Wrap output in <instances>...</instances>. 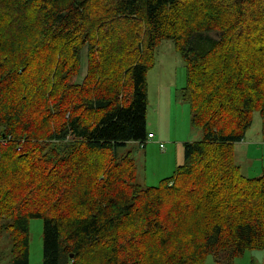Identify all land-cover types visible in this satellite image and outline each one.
<instances>
[{
  "label": "trees",
  "instance_id": "trees-1",
  "mask_svg": "<svg viewBox=\"0 0 264 264\" xmlns=\"http://www.w3.org/2000/svg\"><path fill=\"white\" fill-rule=\"evenodd\" d=\"M106 1L95 16L93 0H0V236L12 264H30L33 219L43 264H236L264 250V168L248 178L235 157L255 113L264 140V0ZM163 41L183 57L177 96L202 136L144 188L134 149H120L153 142L148 74Z\"/></svg>",
  "mask_w": 264,
  "mask_h": 264
},
{
  "label": "rangeland",
  "instance_id": "rangeland-1",
  "mask_svg": "<svg viewBox=\"0 0 264 264\" xmlns=\"http://www.w3.org/2000/svg\"><path fill=\"white\" fill-rule=\"evenodd\" d=\"M93 13L95 16L98 14H103L105 12V6L108 4L106 0H93ZM186 6V5H185ZM28 36L24 38L26 43L30 46V42L35 41L36 37L30 36V33H26ZM34 43V42H33ZM34 45V44H33ZM141 47V45H140ZM86 48L83 50V56L81 61V70L78 75L74 77L76 84L81 83L85 78L87 73V58H86ZM229 54V52H227ZM231 55V54H230ZM32 58V57H31ZM154 68L148 74V110L149 115H147V131L156 134L154 131L161 126V133L163 135L162 142L165 144V151L163 152L157 142H150L147 145L146 151H141L137 148L136 144H131L127 148L120 149V152L127 154L131 149H134L135 161L138 164V180L137 184L141 187H158L161 183L159 179V171L165 168L172 175L176 170L177 166H182L185 161L184 144L186 142L199 141L201 139L202 132L193 127L191 122V113L188 105L185 104H173V107L169 110L167 114L163 113L162 119L160 118V112H157L154 104L155 96V85H159L160 81L163 80L166 87H171L173 92L178 93L186 85V67L181 54L176 50L172 42L163 41L160 46L155 50L154 56ZM11 66H18L21 69H25L27 72L28 67L23 61L17 59V57H12L9 59ZM35 61V62H34ZM33 62H38L41 68H46L45 56L41 52L37 59ZM64 64V61H62ZM51 69L48 70V72ZM151 89L150 101H149V91ZM262 117L259 113L254 114L253 124L246 134V139L249 146L243 145L238 146V150L241 152V162L237 159L240 164L241 174L248 178H255L260 174L264 168V149L261 147L255 149L259 143L264 144L262 136ZM173 140L174 145L178 146V157L175 156V146L169 144L167 140ZM248 147V148H247ZM249 147L252 149L249 151ZM137 150V151H135ZM138 153V157L136 158ZM242 164V165H241ZM144 174V179L141 181V176ZM68 208H65V213L67 214ZM67 216V215H66ZM43 220L33 219L30 221L29 234H30V264H43ZM11 244L9 237L6 234L0 236V264H12L11 262ZM245 260H239V264H247ZM161 260H156L153 264H162ZM205 264H215L212 257H208Z\"/></svg>",
  "mask_w": 264,
  "mask_h": 264
},
{
  "label": "crops",
  "instance_id": "crops-1",
  "mask_svg": "<svg viewBox=\"0 0 264 264\" xmlns=\"http://www.w3.org/2000/svg\"><path fill=\"white\" fill-rule=\"evenodd\" d=\"M156 91H155V96H154V104L153 106L156 107L157 112H160V118L162 119L163 113L167 114L169 112V110L173 107V104H177L180 105L182 104L179 100H178V96H177V92H173L171 87H166V85L164 84V81L161 80L159 85H155ZM150 94H151V89L149 91V101H150ZM179 94V93H178ZM147 115H149V112H147ZM148 121V118H147ZM150 131H154L156 134L152 133V132H148V134H152L154 135V138L151 139L150 141L153 140V142H157L158 145L159 143H164L162 142V139L164 138L162 133H161V126H159V128L155 129V130H150ZM165 139V138H164ZM169 141V144H173L174 142L173 140H167ZM264 142V140H263ZM247 139L245 138L244 142L237 144L236 145V163L240 166L239 163L241 162V157L239 151L241 152V150H238V146H245L247 145ZM260 145H258L255 149H259L260 147L262 149H264V144L259 143ZM148 145V144H147ZM137 146V144H136ZM175 146V145H174ZM249 146V145H247ZM147 146L145 147L146 151ZM248 148V147H247ZM254 150L252 149V147H249V151ZM143 151V152H144ZM175 156L178 157V146H175ZM263 157H264V153H263ZM237 159L239 160V163L237 162ZM242 165V164H241ZM240 169H242L240 167ZM263 172V170L261 172H259L260 174ZM159 179L162 180L164 178L169 177L171 174L170 172L165 168L161 169V171H159ZM258 174V176L260 175ZM142 179H144V174L141 176V181ZM246 256H248V259L246 261L247 264H264V250H251V251H247L241 258H238L236 260V264H239V260H242V262L245 260Z\"/></svg>",
  "mask_w": 264,
  "mask_h": 264
},
{
  "label": "built area",
  "instance_id": "built-area-1",
  "mask_svg": "<svg viewBox=\"0 0 264 264\" xmlns=\"http://www.w3.org/2000/svg\"><path fill=\"white\" fill-rule=\"evenodd\" d=\"M153 138H154L153 135L150 134V135H149V139L151 140V139H153ZM162 147H163V145H162ZM164 148H165V146H164Z\"/></svg>",
  "mask_w": 264,
  "mask_h": 264
}]
</instances>
